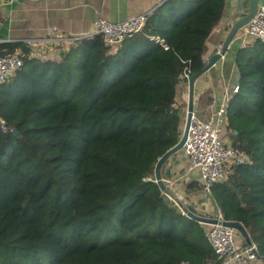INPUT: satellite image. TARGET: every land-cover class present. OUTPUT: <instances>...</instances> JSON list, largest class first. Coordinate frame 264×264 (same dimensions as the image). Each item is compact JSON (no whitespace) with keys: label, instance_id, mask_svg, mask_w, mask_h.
Returning a JSON list of instances; mask_svg holds the SVG:
<instances>
[{"label":"trees","instance_id":"1","mask_svg":"<svg viewBox=\"0 0 264 264\" xmlns=\"http://www.w3.org/2000/svg\"><path fill=\"white\" fill-rule=\"evenodd\" d=\"M224 6L170 4L119 49L94 35L59 57L23 50V66L0 84L9 126L0 127V264L29 255L28 264L220 263L202 224L161 191L154 169L181 136L177 85L185 71L205 66ZM17 46L0 44V55ZM254 52L238 57L240 89L224 128L248 162L232 166L212 196L264 257V43ZM200 190L192 181L184 191ZM104 229L110 240L102 242Z\"/></svg>","mask_w":264,"mask_h":264},{"label":"crops","instance_id":"2","mask_svg":"<svg viewBox=\"0 0 264 264\" xmlns=\"http://www.w3.org/2000/svg\"><path fill=\"white\" fill-rule=\"evenodd\" d=\"M179 1L181 0H0V44H17L16 53L22 57L23 50L29 51L31 56L37 58L59 57L61 52L59 47L68 49L72 44L71 40L84 39L92 34L93 22L98 17L113 21H123L140 14H149L151 17L157 10H166L170 4L178 5ZM261 5H264V0H260ZM223 23L225 24L219 21L205 43L203 53L205 64L232 26L230 21ZM36 41L44 43L35 49L37 47L33 42ZM257 45L258 43L251 39L243 41L237 38L231 43L226 55L196 80L194 104L196 116L202 120H209L225 98L231 99L233 87L239 78L238 57L241 61L249 59L255 53ZM120 46L118 45V49ZM188 98V84L181 80L177 85L175 102V107L181 111L183 121L180 127L181 134ZM162 178L166 185L170 181L176 182L174 193L185 196L187 200L191 196L184 191L186 185L192 181L200 184L199 172L190 168L182 150L164 163ZM203 194L202 189L198 195L194 193L192 201L200 200ZM211 197L215 211L213 215L207 217L216 216L220 210L214 197L212 195Z\"/></svg>","mask_w":264,"mask_h":264},{"label":"built area","instance_id":"3","mask_svg":"<svg viewBox=\"0 0 264 264\" xmlns=\"http://www.w3.org/2000/svg\"><path fill=\"white\" fill-rule=\"evenodd\" d=\"M149 17V14H140L123 21L98 17L94 20L93 32L88 37L101 35L106 46L116 49L127 38L141 33ZM239 32L240 34L237 36L243 41L251 39L264 43V5L259 6L254 17ZM76 40H80V38H75L70 43L73 44ZM158 40L165 49L169 48L164 40ZM43 43L42 41L33 42L37 48H40ZM23 63V57L19 53L0 55V84L20 69ZM191 74L190 71H185L181 78L189 77ZM239 89L240 86L236 84L232 90L233 94L237 93ZM228 105L229 100L225 98L209 120H202L194 113L187 140L182 149L190 168L199 172L200 185L204 195H211L213 186L228 177L232 166L248 162V155L244 151L235 149L224 136L225 113ZM0 127L3 132H7L9 129L5 119L1 116ZM167 185L173 190L176 189L174 181H170ZM176 196L178 197V195ZM183 212L185 213L184 210ZM214 218H217L219 222L206 224V237L220 262L219 264H255L259 259L257 245L255 243L249 245L244 239L238 241L239 232L234 227L224 224L226 219L220 210ZM180 264H191V262L182 260Z\"/></svg>","mask_w":264,"mask_h":264},{"label":"water","instance_id":"4","mask_svg":"<svg viewBox=\"0 0 264 264\" xmlns=\"http://www.w3.org/2000/svg\"><path fill=\"white\" fill-rule=\"evenodd\" d=\"M259 6L260 0H225V6L222 17L220 19V23L225 24L223 22H232V26L227 36L223 40H221L220 46L216 48V51L209 58H207V62L201 70L191 74L189 77L183 78V82L188 84L189 98L182 134L178 142L174 146H172L161 156H159L154 169L155 182L157 183L161 191L167 194L170 198L178 201L181 206L182 203L179 201L178 197L167 187L164 178H162V167L171 156L183 149L187 140L191 118L195 113V82L202 74L206 73L211 67H213L226 55L231 43L236 40L239 31L254 17ZM14 133L17 134V130H14ZM185 214L189 218L200 223L216 224L219 222L217 218L202 216L192 212L189 209L185 210ZM224 224L237 229V231L241 234L242 238L247 244L251 245L253 243L246 228L240 222L226 220L224 221ZM258 258L264 261V257L261 256L259 252Z\"/></svg>","mask_w":264,"mask_h":264},{"label":"rangeland","instance_id":"5","mask_svg":"<svg viewBox=\"0 0 264 264\" xmlns=\"http://www.w3.org/2000/svg\"><path fill=\"white\" fill-rule=\"evenodd\" d=\"M239 34H240V32L237 35H239ZM237 38L240 39L238 36L236 37V39ZM70 46H69V48H70ZM59 48L62 50V47H59ZM35 49H38V48H35ZM253 106H254V104H253ZM228 107H229V105H228ZM228 107H227V110H226V113H225L224 128H227V126L229 124H231V122L229 123V121H230V119H229L230 117L229 116H231V113H229ZM228 127H230V126H228ZM229 129H231V128H229ZM231 134H232V132H230L229 134H227L226 137H225L226 140L230 144H232ZM169 189L174 193V190L173 189H171V188H169ZM211 195L210 194L204 195L202 198H199L200 200H196V202L192 201V200H194L193 196L190 197L189 200H187V198L183 197V200H184L185 204L184 205L182 204V208L185 211L186 209H188L190 207V208H192L195 211V213H197L199 215H202V216H211V215H213V213L215 211V206L213 205L214 204L213 203L214 201H213V198L211 197ZM129 202H130V200H128L126 202V204L129 203ZM210 202H212V205H210ZM126 204H124V205H126ZM124 205H122V208H123ZM201 224H202V226L204 228V231L206 233V226H207L206 223H201ZM103 231L104 232L101 235V238L103 239L102 242L110 240V238L108 237L109 235L106 233V230L104 229ZM237 240L238 241L239 240L240 241H243L242 236H241L240 233H238ZM41 256H43V254H41ZM32 258H33V256H30L29 255V257L27 259H22L21 257H16V258H12L11 259L9 257V258H7V260L6 259L5 260H6V262H8V264H28V260L29 259H32ZM255 264H264V261L261 260V259H258V260H256Z\"/></svg>","mask_w":264,"mask_h":264}]
</instances>
